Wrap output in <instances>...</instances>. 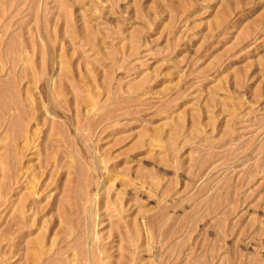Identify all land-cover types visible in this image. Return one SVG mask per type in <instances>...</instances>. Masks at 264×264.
Wrapping results in <instances>:
<instances>
[{"label":"rangeland","instance_id":"374dc122","mask_svg":"<svg viewBox=\"0 0 264 264\" xmlns=\"http://www.w3.org/2000/svg\"><path fill=\"white\" fill-rule=\"evenodd\" d=\"M0 264H264V0H0Z\"/></svg>","mask_w":264,"mask_h":264},{"label":"bare ground","instance_id":"6f19581e","mask_svg":"<svg viewBox=\"0 0 264 264\" xmlns=\"http://www.w3.org/2000/svg\"><path fill=\"white\" fill-rule=\"evenodd\" d=\"M82 236H85V235H82ZM87 239H88V238H87ZM76 242H78V238L75 239V242H74V243H76ZM81 242H82V241H81ZM79 243H80V242H79ZM79 243H78V244H79ZM90 243H91V242H90ZM46 258H47V257H46ZM36 259H37V258H36ZM33 261H34V260H33ZM44 263H45V262H44Z\"/></svg>","mask_w":264,"mask_h":264}]
</instances>
